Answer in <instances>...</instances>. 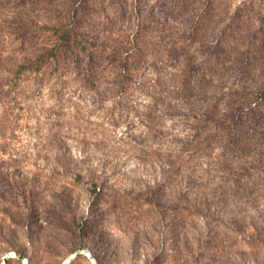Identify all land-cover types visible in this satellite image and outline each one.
Returning <instances> with one entry per match:
<instances>
[{
	"label": "rangeland",
	"instance_id": "rangeland-1",
	"mask_svg": "<svg viewBox=\"0 0 264 264\" xmlns=\"http://www.w3.org/2000/svg\"><path fill=\"white\" fill-rule=\"evenodd\" d=\"M0 264H264V0H0Z\"/></svg>",
	"mask_w": 264,
	"mask_h": 264
},
{
	"label": "trees",
	"instance_id": "trees-1",
	"mask_svg": "<svg viewBox=\"0 0 264 264\" xmlns=\"http://www.w3.org/2000/svg\"><path fill=\"white\" fill-rule=\"evenodd\" d=\"M143 85L149 88L151 91L149 92V97L151 100L155 101L156 97H159L162 93L166 92L162 89H181L180 91L190 93L196 89L195 86H191L185 81L178 80L176 77H170L168 79H162L161 77L156 79H148L143 81ZM162 90V91H161ZM162 92V93H161ZM147 123H151V121H147Z\"/></svg>",
	"mask_w": 264,
	"mask_h": 264
}]
</instances>
